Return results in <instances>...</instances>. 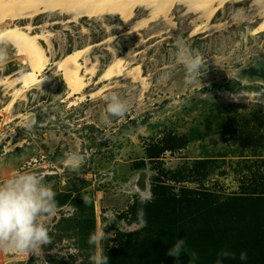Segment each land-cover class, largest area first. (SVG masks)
I'll list each match as a JSON object with an SVG mask.
<instances>
[{
    "label": "rangeland",
    "instance_id": "374dc122",
    "mask_svg": "<svg viewBox=\"0 0 264 264\" xmlns=\"http://www.w3.org/2000/svg\"><path fill=\"white\" fill-rule=\"evenodd\" d=\"M258 1L232 0L213 20L216 28L196 35L204 21L184 5L174 9L172 23L163 18L135 33H129L131 21L114 28L120 23L114 16L51 25L52 63L92 45L87 59L98 63V75L85 101L73 98L80 105L69 110L66 102L50 110V126L40 122L50 93L45 88L34 91L36 105L30 93L31 102L8 111L12 97L0 88V166L8 173L12 157L38 148L16 171L39 175L56 193L58 209L44 218L50 243L37 251L0 252V264H89L92 252L108 264H175L166 253L177 238L186 241L181 264L192 252L199 257L193 264H216L222 250L236 258L221 257V264H264V84L243 86L236 78L264 55V31L250 36L264 19ZM148 13L139 9L138 17ZM70 19L44 16L34 25ZM177 39L201 52L203 64L192 83L176 63ZM131 50L138 53L133 60L142 64L146 85L114 81L107 93L120 95L129 110L105 123V95L94 99L91 93L107 64ZM10 73L0 66V78ZM243 91L248 96L238 95ZM66 151L84 155L79 172L60 164ZM145 176L151 198L141 205L137 189L144 188ZM108 195L117 196L110 205ZM96 230L104 239L92 248L86 239ZM242 251L245 261L238 258Z\"/></svg>",
    "mask_w": 264,
    "mask_h": 264
},
{
    "label": "bare ground",
    "instance_id": "6f19581e",
    "mask_svg": "<svg viewBox=\"0 0 264 264\" xmlns=\"http://www.w3.org/2000/svg\"><path fill=\"white\" fill-rule=\"evenodd\" d=\"M231 1L0 0V47H4L7 53L6 57L0 60V66H9L11 70V73L7 74L5 78H0V88L12 97L6 110H10L18 102L27 99L28 102H31V98L28 97L30 93H32V103L36 105L38 97L34 91L45 88L50 93L48 100L41 104L45 108L43 109L44 115L40 117V122L42 125L49 124L50 126L52 121L55 120L50 110L58 105H64L66 102L69 110H73L74 107L80 105L79 102L73 101V98L79 96L77 100L85 101L87 88L94 85L93 79L98 75V63L87 59L93 46L87 45L65 52L63 57L52 63L50 55L53 48L52 38L54 34L50 30L51 25L79 23L85 18L101 21L107 16H114L120 20V23L114 25V28L122 29L121 23L131 21L132 30L129 33H135L163 18L172 23L174 9L178 5H184L190 11L200 14L204 21L203 25H198L197 30L193 33V35H196L207 32L211 28H216L218 25L213 23V20ZM236 1L242 2L244 0ZM258 4L264 9V0H259ZM139 9L148 10L149 13L138 17ZM56 15L64 18L69 16L71 19L64 22L53 21V23L46 21L45 26L42 27L34 25V21L39 17H53ZM39 28L41 29L39 30ZM66 29L68 30L67 27ZM263 31L264 19L260 21L256 28L250 30V36H254L253 32L256 34ZM250 36L243 38V40L248 42ZM43 43L47 48L43 46ZM134 56H138L135 50L116 55L100 74L97 82L99 88L92 91L91 97L95 99L107 94L114 88V81L140 82L146 85L145 80L147 78L143 74V66L133 60ZM236 78L243 86L245 84L248 86L259 83L264 84V55L259 57L250 67L236 75ZM242 94L248 96L246 91H243ZM36 152H39L38 148L35 151L30 152L28 150L24 154L12 157L8 163L9 171H16V167L27 156ZM4 166H0V171H7ZM113 198L117 199V196L114 195ZM113 198L108 197L106 200L108 205L115 202Z\"/></svg>",
    "mask_w": 264,
    "mask_h": 264
},
{
    "label": "clouds",
    "instance_id": "9594fccd",
    "mask_svg": "<svg viewBox=\"0 0 264 264\" xmlns=\"http://www.w3.org/2000/svg\"><path fill=\"white\" fill-rule=\"evenodd\" d=\"M174 47L176 63L183 72L185 82H194L203 64L200 50L187 47L182 39H177ZM6 55L5 48L0 47V60ZM238 95L244 96L242 93ZM232 98L235 100L237 96L234 95ZM104 100L107 113L105 123L109 122V117H123L129 110L125 100L115 92L105 94ZM84 163V155L76 151H66L61 154L60 164L70 171L79 172ZM0 176L6 177L0 181V252L37 251L42 245L50 243L44 218L54 216L58 210L56 193L42 182L39 175L32 172L0 171ZM137 196L141 205L149 202L151 196L147 176H145L144 188L137 189ZM84 203H88L87 199H84ZM137 216L142 225L146 223L142 207L138 209ZM103 239L104 233L96 230L89 233L86 243L92 248H98ZM186 252L185 239L177 238L166 255L174 257L175 264H181L180 257ZM189 257L187 264H193V261L199 258L194 252L189 253ZM221 257L235 259L236 254L222 250L218 253L216 264H221ZM238 258L241 261L247 260V253L240 252ZM89 264H108V259L102 254L97 256L92 252L89 255Z\"/></svg>",
    "mask_w": 264,
    "mask_h": 264
}]
</instances>
